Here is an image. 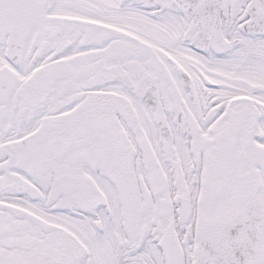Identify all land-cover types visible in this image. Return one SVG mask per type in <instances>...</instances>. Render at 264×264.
Returning a JSON list of instances; mask_svg holds the SVG:
<instances>
[{"label": "snow or ice", "instance_id": "obj_1", "mask_svg": "<svg viewBox=\"0 0 264 264\" xmlns=\"http://www.w3.org/2000/svg\"><path fill=\"white\" fill-rule=\"evenodd\" d=\"M0 264H264V0H0Z\"/></svg>", "mask_w": 264, "mask_h": 264}]
</instances>
